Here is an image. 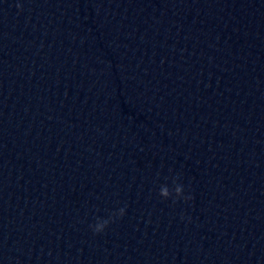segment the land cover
<instances>
[{"label":"water","instance_id":"water-1","mask_svg":"<svg viewBox=\"0 0 264 264\" xmlns=\"http://www.w3.org/2000/svg\"><path fill=\"white\" fill-rule=\"evenodd\" d=\"M0 264H264V0H0Z\"/></svg>","mask_w":264,"mask_h":264},{"label":"clouds","instance_id":"clouds-1","mask_svg":"<svg viewBox=\"0 0 264 264\" xmlns=\"http://www.w3.org/2000/svg\"><path fill=\"white\" fill-rule=\"evenodd\" d=\"M16 7L18 10L23 11V5L21 3H17ZM177 180L178 178L173 179L174 190H170L167 185H162L159 193L160 196L164 199H169L172 197L174 191L176 199L183 198L185 201L191 200L192 199L191 196L184 195V187L183 185L179 184ZM125 214H126V209L120 208L117 212H113L109 219H101L98 217L97 222L94 225H92L93 232L96 234L103 233L111 223H115L117 218L122 219L125 216Z\"/></svg>","mask_w":264,"mask_h":264}]
</instances>
